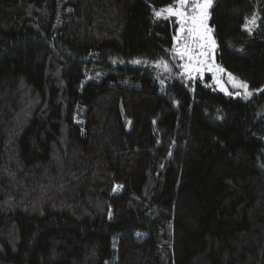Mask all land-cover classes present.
<instances>
[{"label":"trees","instance_id":"1","mask_svg":"<svg viewBox=\"0 0 264 264\" xmlns=\"http://www.w3.org/2000/svg\"><path fill=\"white\" fill-rule=\"evenodd\" d=\"M173 3L0 0V264H264V89L189 72ZM208 25L264 86V0Z\"/></svg>","mask_w":264,"mask_h":264},{"label":"rangeland","instance_id":"2","mask_svg":"<svg viewBox=\"0 0 264 264\" xmlns=\"http://www.w3.org/2000/svg\"><path fill=\"white\" fill-rule=\"evenodd\" d=\"M188 16H196L197 20L193 22V20L189 19L185 22L182 17H177V19L180 24V32L183 35L179 43V52L183 54L182 57L189 72L193 74H201L205 71L209 72L212 76L215 89L244 99V90L235 86L237 82L243 81L223 70L215 63V44L213 45L214 40L211 31H207L210 29L208 25L209 9L206 20L201 21L199 13H192ZM263 89L264 86L256 90L249 89V91H252L253 95H255ZM237 92L240 95H237Z\"/></svg>","mask_w":264,"mask_h":264},{"label":"snow or ice","instance_id":"3","mask_svg":"<svg viewBox=\"0 0 264 264\" xmlns=\"http://www.w3.org/2000/svg\"><path fill=\"white\" fill-rule=\"evenodd\" d=\"M212 2L213 0H174V3L172 5H169L160 10L154 9L153 14L155 17L159 18L162 16L164 12H168L170 16L182 17L185 22H187V20L189 19L195 22L197 20L196 16L189 17L187 15L188 6L191 5L190 10L193 13H199V19L203 21L207 19L208 9L212 5ZM245 20H246L245 27L248 29L249 32H251L252 27L256 25L257 14L253 13L251 19L246 17ZM249 25H251V27H249ZM207 31L210 32L211 30L208 29ZM213 45H214V42H213ZM136 62L139 63V61H136ZM235 86L237 88H241L244 90L243 92L244 99L247 100L252 97L253 92L249 91V85L247 84V82H237ZM236 94L240 95L239 92H237Z\"/></svg>","mask_w":264,"mask_h":264}]
</instances>
